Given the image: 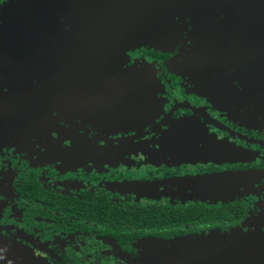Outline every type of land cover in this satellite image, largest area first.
Instances as JSON below:
<instances>
[{"label":"flooded vegetation","instance_id":"obj_1","mask_svg":"<svg viewBox=\"0 0 264 264\" xmlns=\"http://www.w3.org/2000/svg\"><path fill=\"white\" fill-rule=\"evenodd\" d=\"M169 1L165 44L107 35L75 92L0 58V264H188L264 233V0Z\"/></svg>","mask_w":264,"mask_h":264},{"label":"water","instance_id":"obj_2","mask_svg":"<svg viewBox=\"0 0 264 264\" xmlns=\"http://www.w3.org/2000/svg\"><path fill=\"white\" fill-rule=\"evenodd\" d=\"M117 3L119 0H12L0 13V58H6L11 68L31 59L43 64L47 59L50 66L59 53L64 91L75 92L73 86L89 70L104 77L96 60L105 59L110 44L107 35L125 37L111 43L114 45L145 42L158 47L172 35L178 12L169 0H141L139 9L135 5L118 7ZM42 19H51L52 24H43ZM117 20L121 23L116 24ZM115 28L119 31L113 32ZM182 252L188 264H264V233L210 234L201 248Z\"/></svg>","mask_w":264,"mask_h":264},{"label":"rangeland","instance_id":"obj_3","mask_svg":"<svg viewBox=\"0 0 264 264\" xmlns=\"http://www.w3.org/2000/svg\"><path fill=\"white\" fill-rule=\"evenodd\" d=\"M61 58H62V55H60L59 53L55 56V58H54V62H56V64L57 65H59L60 63H61ZM50 67V66H49ZM44 68V67H43ZM47 70H48V72H51L52 71V69L51 68H47ZM207 238V236L206 237H204L202 240H201V244L205 241V239Z\"/></svg>","mask_w":264,"mask_h":264}]
</instances>
